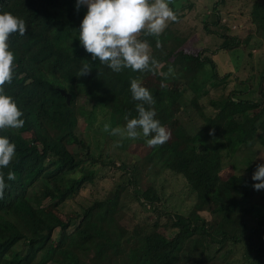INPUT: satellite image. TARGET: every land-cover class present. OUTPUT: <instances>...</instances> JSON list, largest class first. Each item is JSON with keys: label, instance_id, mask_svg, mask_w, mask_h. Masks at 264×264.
<instances>
[{"label": "trees", "instance_id": "trees-1", "mask_svg": "<svg viewBox=\"0 0 264 264\" xmlns=\"http://www.w3.org/2000/svg\"><path fill=\"white\" fill-rule=\"evenodd\" d=\"M230 2L214 0L191 12L196 0H181L172 9L177 20L159 37L141 33L155 70H166L157 76L116 73L92 61L79 41L87 7L77 10L76 0H0V13L27 25L25 35L7 41L14 69L4 92L25 123L0 131L15 144L12 162L0 169L10 185L0 199V264H264V189L255 190L257 182L242 174L259 165L250 159L264 149L263 62L238 78L234 65L220 74L213 59L238 48L251 56L250 39H264V0H252L243 35L221 19ZM199 30L214 42L185 51ZM84 63L92 70L79 76ZM132 79L146 83L170 139L149 147L142 136H116L112 148L105 133L103 144L92 147L87 130L95 110L110 130L124 127L125 115L138 116ZM59 89L70 94L67 104ZM133 144L148 150L130 161L122 152ZM225 161L238 172L222 180ZM9 171L15 180H7ZM103 171L116 174L106 196L64 212ZM182 202L194 205L193 218Z\"/></svg>", "mask_w": 264, "mask_h": 264}, {"label": "clouds", "instance_id": "clouds-1", "mask_svg": "<svg viewBox=\"0 0 264 264\" xmlns=\"http://www.w3.org/2000/svg\"><path fill=\"white\" fill-rule=\"evenodd\" d=\"M169 3L170 0H76L77 10L87 7L79 27L80 44L92 61L99 60L113 72L119 73L125 68L133 72H154L158 62L151 56L149 44L138 37L142 32L146 36L159 37L169 21L177 20ZM26 31L24 19L9 12L0 13V131L20 129L25 123L22 111L13 98L5 94L3 86L11 83L14 69V54L9 50L8 38L13 33L23 36ZM91 70L90 65L84 63L78 75H88ZM130 91L132 99L139 102L136 105L138 116L129 119L125 115L124 127L110 130V125L105 124L104 131L122 139L142 136L149 147L163 145L170 139V132L155 118L152 94L137 79L131 80ZM14 155L15 144L0 136V169L7 168ZM15 179V173L9 171L7 180ZM252 179L257 181L253 185L255 190L264 189V164L257 165ZM9 187L4 173L0 172V199Z\"/></svg>", "mask_w": 264, "mask_h": 264}, {"label": "rangeland", "instance_id": "rangeland-1", "mask_svg": "<svg viewBox=\"0 0 264 264\" xmlns=\"http://www.w3.org/2000/svg\"><path fill=\"white\" fill-rule=\"evenodd\" d=\"M212 1L214 0H196V8L192 10L191 12H195V11L198 12L197 8L201 7V5H202V10H203V7ZM251 2L252 0H233V3L231 2L227 3L225 8L222 9L221 11V14H220L221 19L224 20V22L229 23V28L243 35L244 31L247 30V28L249 27V24L247 22V12H249ZM180 4H181V0L171 1V6L173 10H175V8H178ZM208 40L210 42H214V38L211 37V35L209 34L205 35L199 30L189 40H187L182 47L185 51L195 52L199 50L200 48L207 46ZM216 41L218 42V40ZM209 48L214 49V43L209 45ZM248 48H250V53H251V56L249 58L246 56L245 51L239 48L233 49L229 52L219 55L218 59L213 57V59L217 61L218 72L220 74L226 73L230 65H234L235 66L234 73L238 76V78H243L245 74L248 72L249 66L255 67L257 66V63L260 64L259 62H263L261 66L264 69V61L262 60L264 59V39L262 40L261 38H257V37L251 38L248 44ZM258 67H260V65ZM159 68L162 70L163 73L166 72V70L164 69V65H160ZM160 69H156L154 74L158 76L160 74L159 72ZM174 82L175 84H177L176 81ZM142 86L146 87V83H143ZM242 88L243 87L241 86L238 87V89H242ZM255 95L256 94L253 93L252 96H255ZM106 121L107 119H106V116L103 115V112L99 113L95 110V112H93V114L91 115L90 120H89L90 130H87V135H88V140L90 141L92 147L94 144H97L98 147L100 143L103 144L104 140L101 142L103 134L105 133L109 134V132L104 131V125L106 124ZM187 124L186 123L183 124V127H187ZM81 125H83L82 122H81ZM179 131L180 132L178 135L181 137H184L185 134L183 133V129L182 131L181 130ZM109 137L111 140H112V137L113 139H116V136H112L110 134H109ZM111 142L113 143L112 148H114L115 146L114 143L116 144V142H114L113 140ZM96 149L97 148H92V150L95 151V153H97ZM109 149H110V146H109ZM127 150H128L127 152H122V153L124 154L125 158H127L130 161H133L137 157L139 158L144 153H146V151L148 150V147H141V146L133 144V145H130L127 148ZM262 155H264V149H261V151H259L256 155H253V157L250 159V162L264 164V158H262ZM256 169L257 167H254L250 170L243 171L242 174L252 179L253 173L255 172ZM237 172H238L237 169H232L231 165L229 163L227 164V161H225V163L222 164V169L219 172V177L222 180L228 179L230 176L236 174ZM95 177L96 178H94V182L92 184H87L84 188H82L78 192V194L73 198V200L68 201L63 206L62 210L64 212L67 210L77 209L79 203H88L89 201L93 199L104 198L106 196V192L110 189L112 185L111 183L112 180L116 178V174L113 176H109L107 171H103L101 172L100 175L97 174ZM179 198H180V195H179ZM182 205L183 206H181V210H186L189 217L193 218L196 215V210L193 208L194 205L191 206V208H187L188 207L187 203L182 202ZM124 215H123V218L124 217L126 218V216ZM126 220L127 219H125V221ZM130 225L125 224L124 225L125 229L127 230ZM167 233H168L167 231H164V234H167ZM238 254L239 253L235 254V256H233L231 260L238 262L237 261L239 259Z\"/></svg>", "mask_w": 264, "mask_h": 264}, {"label": "water", "instance_id": "water-1", "mask_svg": "<svg viewBox=\"0 0 264 264\" xmlns=\"http://www.w3.org/2000/svg\"><path fill=\"white\" fill-rule=\"evenodd\" d=\"M59 93L64 97L65 103L67 104L70 99V94L65 92L63 89H59Z\"/></svg>", "mask_w": 264, "mask_h": 264}]
</instances>
